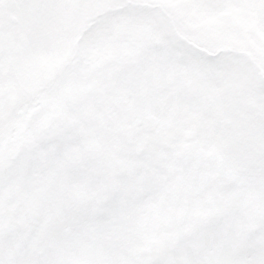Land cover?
<instances>
[{
	"label": "snow or ice",
	"instance_id": "6c2138e0",
	"mask_svg": "<svg viewBox=\"0 0 264 264\" xmlns=\"http://www.w3.org/2000/svg\"><path fill=\"white\" fill-rule=\"evenodd\" d=\"M0 264H264V0H0Z\"/></svg>",
	"mask_w": 264,
	"mask_h": 264
}]
</instances>
